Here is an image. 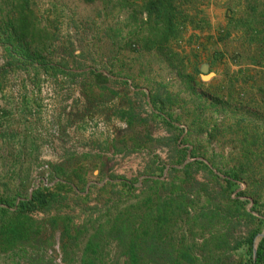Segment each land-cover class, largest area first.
Masks as SVG:
<instances>
[{
  "label": "rangeland",
  "instance_id": "1",
  "mask_svg": "<svg viewBox=\"0 0 264 264\" xmlns=\"http://www.w3.org/2000/svg\"><path fill=\"white\" fill-rule=\"evenodd\" d=\"M143 4L33 0L55 69L9 65L0 45V203L40 189L29 210L43 227L0 264H80L96 231L98 264H132L108 231L127 218L141 229L158 204L177 264H251L245 241L264 237V0H177L187 19L162 48L139 44Z\"/></svg>",
  "mask_w": 264,
  "mask_h": 264
},
{
  "label": "trees",
  "instance_id": "2",
  "mask_svg": "<svg viewBox=\"0 0 264 264\" xmlns=\"http://www.w3.org/2000/svg\"><path fill=\"white\" fill-rule=\"evenodd\" d=\"M93 2L96 0H85ZM146 11V33L139 44L148 48H162L171 40L179 38L183 22L187 17L177 6V0H143ZM33 0H4L0 17V45L4 47L9 65L38 64L45 69H55L46 62L44 53L51 47L54 37L47 29L40 27L36 11L32 6ZM230 186L232 181L228 182ZM41 192L36 190L31 198L20 204L0 203V251L13 250L19 245H27L42 233L43 227L30 215V207ZM60 195H52L49 204L58 202ZM64 199V198H63ZM180 208L184 207L185 198L181 197ZM11 208H15L11 210ZM157 216L151 212L142 217L141 229H134L135 221L127 218L108 231L109 238L118 241L121 252L132 264H149L155 258H163L170 264H177L178 259L170 248L160 245L163 226L155 222L164 216L166 208L158 204ZM55 224H57L55 222ZM69 230L68 227H66ZM115 231V234L111 233ZM257 232L251 233L245 241V249L251 256V264H264V237L260 240L255 251V237ZM103 234L96 231L90 235L81 252L80 264H98L99 254L103 250ZM107 236V237H108ZM185 251L180 254L185 255ZM43 261L44 259L41 258ZM46 263V262H44ZM34 264V263H33Z\"/></svg>",
  "mask_w": 264,
  "mask_h": 264
},
{
  "label": "water",
  "instance_id": "3",
  "mask_svg": "<svg viewBox=\"0 0 264 264\" xmlns=\"http://www.w3.org/2000/svg\"><path fill=\"white\" fill-rule=\"evenodd\" d=\"M202 71L206 74L203 76L204 80H209L213 76L212 74L208 73V66L207 65L203 66ZM255 251H256V248H255Z\"/></svg>",
  "mask_w": 264,
  "mask_h": 264
},
{
  "label": "crops",
  "instance_id": "4",
  "mask_svg": "<svg viewBox=\"0 0 264 264\" xmlns=\"http://www.w3.org/2000/svg\"><path fill=\"white\" fill-rule=\"evenodd\" d=\"M0 141H3V139H2V138H0Z\"/></svg>",
  "mask_w": 264,
  "mask_h": 264
}]
</instances>
